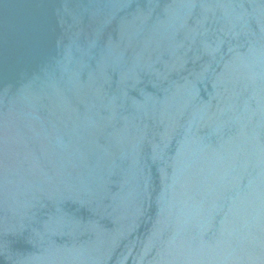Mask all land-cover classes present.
<instances>
[{"label":"water","instance_id":"water-1","mask_svg":"<svg viewBox=\"0 0 264 264\" xmlns=\"http://www.w3.org/2000/svg\"><path fill=\"white\" fill-rule=\"evenodd\" d=\"M0 264H264V0H0Z\"/></svg>","mask_w":264,"mask_h":264}]
</instances>
